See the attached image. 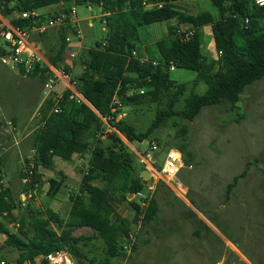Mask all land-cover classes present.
<instances>
[{"label":"trees","instance_id":"trees-1","mask_svg":"<svg viewBox=\"0 0 264 264\" xmlns=\"http://www.w3.org/2000/svg\"><path fill=\"white\" fill-rule=\"evenodd\" d=\"M172 1L175 0H0L3 16L61 3L66 5L63 9L66 13L70 3L96 6L102 11L107 30L103 42H97L83 52L80 57L82 72L73 80L90 105L69 101L70 93L65 91L63 101L57 104L60 111L55 112V103L48 99L41 107L43 127L34 136V167L26 191L40 188L43 183L40 169L53 171L56 158L72 161L90 156L88 171L79 190L70 196L69 219H61L50 208L32 211L31 220H17V232H11L6 222L15 220V205L10 190L1 183L4 164L0 158V234L6 236L5 247L18 251L15 264H34L38 257L43 258L41 264H49V256L62 252L73 257L76 264H110L112 259L124 256L123 243L138 223L139 215L144 213L145 226L156 220L160 206L152 196L147 199L145 208L130 202L135 211L133 219L124 218L117 211L116 204L128 202L129 195L144 192L148 184L140 175H135L133 153L119 136L110 137L108 142L102 140L108 125L131 143L143 142L166 119L181 117L193 121L204 107L224 103L235 109L246 87L264 78V6H256L254 0H211L215 15L210 12L192 15L176 10ZM146 2H164L165 5L160 9H147ZM44 19L41 16L37 20ZM246 19L248 23H245ZM173 20H177L178 25L192 26V35L186 37L177 33L178 27L168 26L167 36L155 43L162 60L141 62L138 53L142 44L141 29ZM14 23L30 28L35 20L15 19ZM205 26L211 28L216 55L213 58L206 57L203 52L201 29ZM71 30L75 32L71 26L60 28L58 46L46 53L51 64L68 72L66 34ZM46 35L48 33L42 36ZM134 52L138 57L133 56ZM171 66L196 73L193 89L187 96V84L171 79ZM44 72L42 69L29 76L41 75L45 80ZM201 83L207 90L200 95L196 88ZM131 92L133 94L129 95ZM114 97L120 106L112 114ZM180 103H183L182 110L177 109ZM145 104L158 105L156 118L146 132L138 133L124 119H117L122 107ZM176 149L184 154L181 147ZM245 174L244 171L228 185L227 198ZM27 177L26 172L21 173L23 180ZM48 183V193L54 199L64 182L53 178ZM81 228L90 229L93 235L75 236L74 232ZM96 238L104 242V263L84 253L87 243ZM136 249L135 244L133 251Z\"/></svg>","mask_w":264,"mask_h":264},{"label":"rangeland","instance_id":"rangeland-1","mask_svg":"<svg viewBox=\"0 0 264 264\" xmlns=\"http://www.w3.org/2000/svg\"><path fill=\"white\" fill-rule=\"evenodd\" d=\"M171 3L176 10L186 14H216L211 0H175ZM68 7L76 8L78 29L84 38L81 47L78 45V50H75L77 58L71 73L73 81L82 72L81 55L95 43L103 42L107 30L99 7L77 6L74 3L68 4ZM89 23H92L91 27ZM170 25L182 32L193 31L192 26L178 25L177 20L143 27L142 44L138 51L141 57L156 62L162 60L155 43L167 36ZM201 31L204 55L213 58L216 55L211 28L205 26ZM66 36H72L74 43L78 44L74 33L68 31ZM34 38L45 54L58 46L46 36L35 35ZM57 38L59 42V34ZM69 54L70 51L66 53V59ZM170 77L179 84H187V96L193 89L192 81L196 73L175 68ZM44 82L41 75L26 76L0 65V122L11 121L13 124L8 132L0 134L3 186L10 190L15 205V220H9L6 225L13 233L17 232V220L23 218L30 221L32 211L50 208L65 219L71 206L70 196L79 190L88 171L90 156L72 161L56 158L53 171L40 169L44 182L40 188L26 191L21 173L30 172L34 167V136L43 127L41 107L48 100ZM206 90L207 86L201 83L196 93L201 95ZM65 91L64 84L56 85L55 93L63 95ZM177 109L182 110L183 103ZM157 110L156 104L122 107L117 119H124L138 133H144L154 122ZM104 121L107 123L106 119ZM183 128L185 130L181 133ZM112 136H119L133 153L136 176L141 177L146 169L140 155L147 153L155 159L153 166L157 171L162 168L166 153L176 147L183 149L184 162L188 163L185 162L186 167L177 176L186 188L183 192L172 189L165 182L163 184L157 175L151 177L148 188L142 193L148 200L156 194L161 206L158 217L143 229L141 224L133 226L132 233L139 237L136 251L133 248L125 251L124 256L112 259L110 264H264V78L246 87L235 109L224 103L204 107L193 121L181 117L166 119L143 142L131 143L108 125L102 140L108 142ZM153 143L158 146L156 151L150 150ZM244 171L245 176L238 179L227 198L228 185ZM49 177L64 182L58 194L63 201L59 207H54L58 202L48 194ZM142 201V198L128 197V202L116 204L117 211L124 218H133L135 212L131 204L141 207ZM75 234L93 235L87 228L76 230ZM5 240L6 236L0 234V256L15 264L19 253L5 247ZM84 253L104 263V242L99 238L89 241ZM52 264L76 262L68 253L62 252L55 256Z\"/></svg>","mask_w":264,"mask_h":264},{"label":"built area","instance_id":"built-area-1","mask_svg":"<svg viewBox=\"0 0 264 264\" xmlns=\"http://www.w3.org/2000/svg\"><path fill=\"white\" fill-rule=\"evenodd\" d=\"M254 4L259 7L264 6V0H254ZM165 5L164 2L156 3H145L147 9L151 8H163ZM42 15L38 13V10L31 12H22V13H13L11 16H3L0 14V65L8 67L13 70L22 72V74L29 76L35 71L45 70V82L44 90L46 94V99H51L55 103L54 111L59 112L60 108L57 104L63 101V95H58L55 93V87L57 84L62 83L66 86V90L69 91L68 100L76 102L78 104L84 103L90 105L83 94L78 90L74 81H72L71 73L75 67V60L77 54L75 52H70L69 57L65 59V64L70 69V72L66 71L63 67H56L51 64L46 54L40 48V46L34 41V36H42L46 34L53 28H62L65 26H71L72 31L75 37L78 39V42L81 44L83 41V35L78 29V18L76 8H70L68 13L61 10L60 12L53 13L51 16L45 18L42 21H38ZM15 19L20 20H35V23L30 28L20 26L14 23ZM245 23H248V20H245ZM178 34H185L186 37L192 35V31L182 32L181 30L177 31ZM74 38L72 36L66 37V42L68 44L72 43ZM134 57H138L137 52L133 53ZM141 62L147 61V59L141 57L139 58ZM171 71L175 70L174 66H171ZM120 102L114 97L112 102L113 113H116L119 109ZM13 128L11 121L0 122V134L3 135L4 132H8V129ZM0 147H2L0 141ZM151 151H156L158 149L157 144L150 145ZM140 161L146 166V169L149 171L151 177H156L160 181L165 182L168 186L176 191L183 192L184 185L177 179L178 174L183 170L186 165L182 153L177 149H170L166 153L165 160L163 162L162 168L157 171L153 164L155 159L147 153L146 155H140ZM28 177L23 181L27 183L30 180L32 172H26ZM4 184V180L1 181ZM135 198H142L141 207L145 208L148 205V200L142 192L133 194ZM144 218V213L139 215L138 224H141ZM135 244V235L133 233L129 234V238L126 239V242L123 243L124 249L131 250ZM61 253L51 255L48 257L49 264H52L55 256H59ZM41 260V262H39ZM43 258L38 257L35 259L34 264H41ZM0 264H10L8 261L4 260L0 256ZM28 264H32L28 262Z\"/></svg>","mask_w":264,"mask_h":264},{"label":"crops","instance_id":"crops-1","mask_svg":"<svg viewBox=\"0 0 264 264\" xmlns=\"http://www.w3.org/2000/svg\"><path fill=\"white\" fill-rule=\"evenodd\" d=\"M66 5L65 4H63V3H61V4H58V5H54V6H51V7H47V8H43V9H40V10H38V13L40 14V15H42V16H44L45 18H47V17H49V16H51L53 13H56V12H60L61 10H63L64 9V7H65ZM89 26L91 27L92 26V23H89ZM59 30H60V28H58V27H56V28H53V29H51L50 31H48L47 33H48V35H46V38L49 40V41H51L53 44H57L58 43V38H57V34H59ZM71 32H72V30H71ZM41 38H44L45 36H40ZM34 38V37H33ZM34 41L36 42V39L34 38ZM78 45H79V47H81V45H82V43L80 44L79 42H78V44H76V43H74V40H73V42L72 43H70V44H68V46H67V52L68 51H70V52H75L76 54H77V52L75 51L76 49L78 50ZM66 52V53H67ZM146 59V58H145ZM184 158V157H183ZM49 179H53V177H49ZM54 179H56V178H54ZM45 181V180H44ZM58 181H61V180H58ZM44 183V182H43ZM163 184H165L164 182H162ZM64 184V183H63ZM48 186H49V183H48ZM64 186V185H63ZM63 188V187H62ZM185 188V187H184ZM186 189V188H185ZM151 190H155V188H151ZM61 191V190H60ZM49 192V191H48ZM155 192H157V191H155ZM60 193V192H59ZM58 193V194H59ZM49 194V193H48ZM132 196H133V194H132ZM131 195H129L128 197H132ZM153 196H155V198L157 199V197H156V194L155 195H153ZM53 199V198H52ZM55 202H58V204H55L54 205V207H59V204H61V202L63 203V201L61 200V199H59V195H57V197L56 198H54L53 199ZM157 201H158V199H157ZM158 203H159V201H158ZM159 206H160V203H159ZM160 209H161V206H160ZM70 211H71V206H70V208H69V214L67 215V217L65 218V219H63V218H61L58 214V216L61 218V219H63V220H65V221H67L68 219H69V216H70ZM135 212V211H134ZM135 216V215H134ZM134 218V217H133ZM131 216L130 217H128V219H133ZM156 221V220H155ZM151 223H154V221L153 222H151ZM151 223H149V224H147V225H145L144 226V223H143V221L141 222V228L143 229V228H145L146 226H148V225H150ZM139 224L138 223H136V224H134V227H136V226H138ZM82 229V228H81ZM88 229V228H87ZM79 230V229H78ZM90 230V229H89ZM76 232V231H75ZM75 232H74V235L75 236H78L77 234H75ZM131 233H132V231H131ZM79 236H82V235H79ZM138 239H139V237H138V235H136L135 236V244L137 245L138 244ZM134 244V245H135ZM25 264H28V262H26Z\"/></svg>","mask_w":264,"mask_h":264},{"label":"water","instance_id":"water-1","mask_svg":"<svg viewBox=\"0 0 264 264\" xmlns=\"http://www.w3.org/2000/svg\"><path fill=\"white\" fill-rule=\"evenodd\" d=\"M141 177L143 178L145 184L148 183V181L151 179V175L147 169H144L141 173ZM132 196V194H131Z\"/></svg>","mask_w":264,"mask_h":264}]
</instances>
